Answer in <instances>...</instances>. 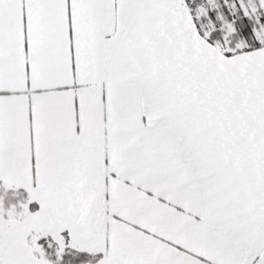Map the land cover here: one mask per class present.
Segmentation results:
<instances>
[{
  "label": "snow or ice",
  "instance_id": "snow-or-ice-1",
  "mask_svg": "<svg viewBox=\"0 0 264 264\" xmlns=\"http://www.w3.org/2000/svg\"><path fill=\"white\" fill-rule=\"evenodd\" d=\"M0 264H264V0H0Z\"/></svg>",
  "mask_w": 264,
  "mask_h": 264
}]
</instances>
